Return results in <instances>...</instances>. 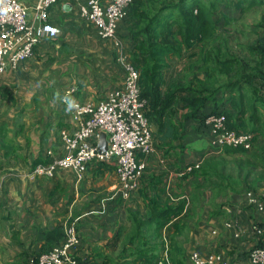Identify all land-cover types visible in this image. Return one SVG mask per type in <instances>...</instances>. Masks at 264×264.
<instances>
[{
	"label": "crops",
	"instance_id": "1",
	"mask_svg": "<svg viewBox=\"0 0 264 264\" xmlns=\"http://www.w3.org/2000/svg\"><path fill=\"white\" fill-rule=\"evenodd\" d=\"M19 1L28 9L29 17L34 18L40 0ZM215 1L226 15L219 12L217 17L229 26L242 22L239 28L245 29L248 26L245 18L250 11H254L256 18L252 33L242 42V57L246 59L236 62L235 71L229 74L230 80H244L255 69L261 74L264 58L252 56L250 49L264 47V0H257L255 5H251L253 0ZM87 2L58 0L50 6L48 19L59 28L58 35L44 38L32 57L18 69L0 73V264L15 260L23 250L32 254L39 251L43 244L41 230L68 223L75 226L82 243L79 254L89 264H103L109 258L113 264L131 261L133 258L128 253L125 258L119 257L122 240H115L126 239L132 230L131 214L138 211L145 216L152 197L173 205L186 200L181 221L184 231L178 239L189 256L188 264H191V252L196 249L204 254L220 253L229 264H250V251L264 239V208L251 204L246 193L252 191L264 205V182L253 190L244 186L228 193L201 189L193 199L196 190L183 184L190 179L182 175L193 164L198 167L206 155L220 153V149L215 144L216 133L206 121L190 119L184 123L188 110L182 98L174 107V119L177 123L183 122L184 137L163 143L151 125L155 148L144 158L145 170L136 187H124L113 163L109 164L114 168L99 169L97 161L89 163L81 180L68 168H59L50 177L30 175L38 163L49 161L50 150L54 155H63L62 133L75 126L69 103L97 102L123 83L114 41L100 38L97 26L80 16L81 4ZM134 23L129 10L118 28V36L132 58L137 46L128 34ZM240 29L234 27L233 31L241 33ZM194 51L198 53L199 49ZM193 59L190 68L197 72L190 71V76L204 78L199 73V56L183 51L180 56L169 58L170 66L165 71L167 82L184 78L182 68ZM217 79L221 81V77ZM72 87H75L74 93L68 94ZM244 89L250 101L264 103L261 76H256L253 84H247ZM213 108L212 103H207L204 112ZM261 111L264 123V106ZM262 138L259 136L258 143ZM171 178L173 189L179 187L175 195L170 191ZM190 211L192 219L188 218ZM122 228L124 234L117 238ZM173 228L172 223L162 230L165 244L156 264H173L169 242ZM256 228L262 232L258 233Z\"/></svg>",
	"mask_w": 264,
	"mask_h": 264
},
{
	"label": "trees",
	"instance_id": "2",
	"mask_svg": "<svg viewBox=\"0 0 264 264\" xmlns=\"http://www.w3.org/2000/svg\"><path fill=\"white\" fill-rule=\"evenodd\" d=\"M255 4H258L257 0L251 2V5ZM129 10L135 23L128 37L136 42L137 46L134 57L130 59L140 71L141 97L146 100L144 113L150 125L155 128L158 140L167 143L170 139L184 137V126L181 127L183 122L177 123L174 119V107L181 98L188 110L184 115V123L190 119L205 122L212 114L225 115L227 129L237 133L254 134L249 149L218 147L220 153L206 155L198 167L197 164H193L191 170L187 169L184 172L182 175L184 179L195 178L191 186L196 190L193 199L197 198L196 195L201 189H211L216 193L237 191L244 186L247 189H255L259 183L264 182V143L262 142L264 123L261 111L264 103L259 100L250 101L244 88L247 84L252 85L256 76H261L264 80V72L260 74L261 71L255 69L252 71L254 73L247 74L244 80L235 82L230 79L224 80L235 71L236 62L244 61L246 57L241 58L237 55L228 57L225 52H214L208 47V43L220 34L217 14L220 12L224 15V12L217 8V2L215 0H133ZM196 48L199 49L198 53L194 51ZM183 51L190 53L191 56H199V73L202 72L204 78L189 74L184 78H175L167 82L165 71L170 66L169 58L180 56ZM250 54L264 58V47H252ZM260 63H263V60ZM191 70L197 72L195 69ZM217 77H221V81H218ZM207 103H212L214 108L204 112ZM259 136L263 137L261 143H258ZM97 162L99 169H103L104 166L114 168L112 164ZM185 208V199L173 205L161 203L159 197H152L149 199L145 216L138 211L133 212L132 230L127 233L126 239L115 240V242L122 240L119 257L125 258L128 253V256L133 258L131 261H123L124 264H156L165 244L162 230L172 223L174 228L169 234L171 262L188 264L189 256L178 239L179 233L184 231L181 221L184 219ZM188 218H193L191 211ZM176 219L179 220L174 221ZM124 231L125 229L122 228L117 238L122 237ZM40 237L43 244L39 251L32 254L23 250L15 260L7 264H37L43 253L64 242V226L60 224L41 230ZM81 245L80 241L73 254L79 261L89 264L87 258L84 259L79 254ZM113 263L111 258L103 260V264Z\"/></svg>",
	"mask_w": 264,
	"mask_h": 264
},
{
	"label": "built area",
	"instance_id": "3",
	"mask_svg": "<svg viewBox=\"0 0 264 264\" xmlns=\"http://www.w3.org/2000/svg\"><path fill=\"white\" fill-rule=\"evenodd\" d=\"M58 0H40L34 18L19 0H0V73L18 69L32 57L36 46L46 37H55L59 28L48 19L50 6ZM80 1V0H76ZM133 0H88L81 4L82 19L97 26L99 37L114 41L117 62L123 70V83L110 91L106 98L89 102L78 100L69 103L74 128L63 131V155L48 152L50 160L38 163L31 176L50 177L59 168L73 169L81 180L91 161L113 163L115 172L125 188H134L145 170L144 158L155 148L154 133L144 113L146 100L141 97L140 71L132 63L125 50V43L118 36V28L128 14ZM75 87L68 90L73 94ZM65 102H68L65 99ZM206 122L216 133L215 144L224 147L252 146L253 133L229 130L226 116L212 114ZM106 133L107 150L99 152L98 143ZM247 197L251 204L264 208L263 202L252 191ZM230 226V223H227ZM65 239L62 244L43 253L37 264H85L74 256L80 244L79 234L72 224L64 225ZM258 233L261 228H256ZM250 264H264V239L250 251ZM191 264H229L220 253L204 254L194 250L190 254Z\"/></svg>",
	"mask_w": 264,
	"mask_h": 264
},
{
	"label": "rangeland",
	"instance_id": "4",
	"mask_svg": "<svg viewBox=\"0 0 264 264\" xmlns=\"http://www.w3.org/2000/svg\"><path fill=\"white\" fill-rule=\"evenodd\" d=\"M249 16H247V18H245V22L248 24V26L245 27V29H240L239 28V24L242 23V22H237L231 26L225 24V22L219 18H216L217 19V24H218V27L220 28V34L217 35L216 38H214V40L210 41L208 43V47L209 48H212L214 52H218L220 51L221 53L222 52H225V54L227 55L228 54V57H231L233 55H237V56H240L242 57L244 54L242 53V50L243 49L242 47V42L245 43V37L247 34L250 35V33H252V26L253 24L255 23V17H253V14H254V11H250L249 13ZM256 14V13H255ZM254 19V20H253ZM231 27V28H230ZM237 28V29H240L242 32H237L235 33L233 31V28ZM243 27V26H242ZM243 33V34H242ZM248 35V36H249ZM243 36V37H242ZM242 39V40H241ZM216 47V48H214ZM195 59H193L190 63L189 62H186L184 65V67L182 68V71L181 73L185 76L187 74L190 73L191 68H190V64L194 61ZM196 65V63H195ZM183 66V65H182ZM235 80L239 79V77H235V76H232ZM230 77L227 76L224 78V80H229ZM199 161H197L198 163ZM172 178L170 180V185H171V188H170V191L172 193V195H175L176 192L179 191V187H176L173 189V182H172ZM195 180V178H194ZM193 179H190V180H187L185 181V183H183L185 186L188 185L190 188L194 182ZM187 195H189V192H187ZM186 196V195H185ZM190 197V195H189ZM86 259V258H85Z\"/></svg>",
	"mask_w": 264,
	"mask_h": 264
},
{
	"label": "water",
	"instance_id": "5",
	"mask_svg": "<svg viewBox=\"0 0 264 264\" xmlns=\"http://www.w3.org/2000/svg\"><path fill=\"white\" fill-rule=\"evenodd\" d=\"M107 147H108V140L106 133H102L100 137V141L98 143V150L99 152H104L105 150H107Z\"/></svg>",
	"mask_w": 264,
	"mask_h": 264
}]
</instances>
